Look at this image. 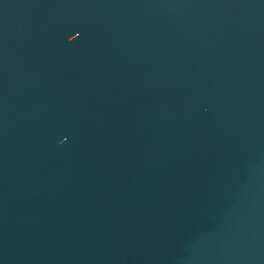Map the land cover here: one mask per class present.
Returning a JSON list of instances; mask_svg holds the SVG:
<instances>
[{
  "label": "water",
  "instance_id": "water-1",
  "mask_svg": "<svg viewBox=\"0 0 264 264\" xmlns=\"http://www.w3.org/2000/svg\"><path fill=\"white\" fill-rule=\"evenodd\" d=\"M0 264H264V0H0Z\"/></svg>",
  "mask_w": 264,
  "mask_h": 264
}]
</instances>
